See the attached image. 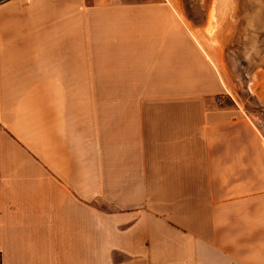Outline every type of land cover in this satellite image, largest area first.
Here are the masks:
<instances>
[{
	"label": "crops",
	"instance_id": "0c3cea01",
	"mask_svg": "<svg viewBox=\"0 0 264 264\" xmlns=\"http://www.w3.org/2000/svg\"><path fill=\"white\" fill-rule=\"evenodd\" d=\"M224 11L0 0V264H264V135L202 34Z\"/></svg>",
	"mask_w": 264,
	"mask_h": 264
},
{
	"label": "rangeland",
	"instance_id": "374dc122",
	"mask_svg": "<svg viewBox=\"0 0 264 264\" xmlns=\"http://www.w3.org/2000/svg\"><path fill=\"white\" fill-rule=\"evenodd\" d=\"M212 1L229 8L218 13L217 27L202 31L220 56V68L227 77L226 96L240 103L264 135V0Z\"/></svg>",
	"mask_w": 264,
	"mask_h": 264
}]
</instances>
